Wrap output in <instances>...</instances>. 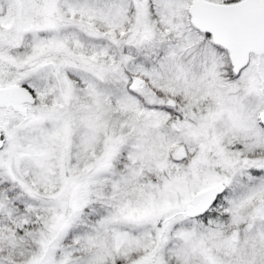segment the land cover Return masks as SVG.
Segmentation results:
<instances>
[{"label":"snow or ice","instance_id":"6c2138e0","mask_svg":"<svg viewBox=\"0 0 264 264\" xmlns=\"http://www.w3.org/2000/svg\"><path fill=\"white\" fill-rule=\"evenodd\" d=\"M0 264H264V0H0Z\"/></svg>","mask_w":264,"mask_h":264}]
</instances>
